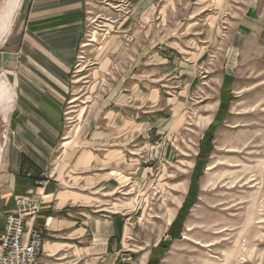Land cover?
Listing matches in <instances>:
<instances>
[{"label":"crops","instance_id":"0c3cea01","mask_svg":"<svg viewBox=\"0 0 264 264\" xmlns=\"http://www.w3.org/2000/svg\"><path fill=\"white\" fill-rule=\"evenodd\" d=\"M6 1L0 0V13ZM103 3L113 15L105 18L98 44L88 49L96 68L82 73L83 85H74L71 68L78 49L88 44L87 14L98 15ZM178 4L25 0L19 22L0 40V92L13 93L0 114V239L16 199L37 201L38 211L25 217L24 235L43 238L37 264H133L131 258L143 250L130 241L132 192L176 162L175 145L185 139L196 109L189 93L196 86L197 54L185 59L190 64L181 62L150 21L158 10L163 27L165 14L179 15ZM262 16L263 1L253 0L242 9L235 33L257 38ZM117 62L125 63L123 80L98 92L100 79ZM220 80L217 102L211 101L198 121L205 127L188 182L173 189L178 208L138 264H159L180 237L182 210L197 198V170L210 156L215 128L229 114L230 75L224 72ZM210 106L214 109L207 112Z\"/></svg>","mask_w":264,"mask_h":264},{"label":"rangeland","instance_id":"374dc122","mask_svg":"<svg viewBox=\"0 0 264 264\" xmlns=\"http://www.w3.org/2000/svg\"><path fill=\"white\" fill-rule=\"evenodd\" d=\"M176 1L181 7L179 15L165 14L162 27L157 10L150 21L157 34L174 45L181 62L190 64L185 59L197 54V61L192 63L196 86L189 93L196 109L189 114L190 124L183 131L185 139L175 145L176 162L161 167L159 174L155 172L132 192L129 221L134 237L130 241L135 250L139 246L143 250L130 261L143 262L146 250L167 229L170 213L173 219L178 208L173 189L179 182H188L190 161L193 163L198 152L205 127L198 121L204 108L211 101L217 102L220 78L225 72L231 82L229 114L223 125L215 128L210 156L197 170V198L182 210L180 237L173 240L159 264H264V26L257 38L235 33L242 9L253 0ZM24 2H18L11 23L19 22ZM98 10V15L87 14L84 42L88 44L78 49L71 68L74 85H83L80 77L97 65L88 49L98 44V37L105 33V18L113 15L109 14L113 8L103 3ZM123 11L116 15L118 19L124 16ZM109 71L108 77L100 79V93L123 80L125 63H114ZM208 109L212 112L214 108ZM2 121L0 118L1 125ZM116 209L123 211L121 206Z\"/></svg>","mask_w":264,"mask_h":264},{"label":"built area","instance_id":"2783aa9c","mask_svg":"<svg viewBox=\"0 0 264 264\" xmlns=\"http://www.w3.org/2000/svg\"><path fill=\"white\" fill-rule=\"evenodd\" d=\"M39 205L35 200L18 198L14 208L7 214L0 239V264H37L43 238L33 232L24 239L26 216H33Z\"/></svg>","mask_w":264,"mask_h":264},{"label":"bare ground","instance_id":"6f19581e","mask_svg":"<svg viewBox=\"0 0 264 264\" xmlns=\"http://www.w3.org/2000/svg\"><path fill=\"white\" fill-rule=\"evenodd\" d=\"M20 0H7L1 13H0V40L5 37V34L9 31L12 17L15 14L17 4ZM2 78V77H1ZM9 87V86H8ZM13 98V93L4 88L3 91L0 92V114H4L11 99Z\"/></svg>","mask_w":264,"mask_h":264}]
</instances>
